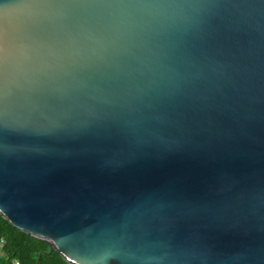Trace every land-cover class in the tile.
<instances>
[{
	"label": "water",
	"instance_id": "obj_1",
	"mask_svg": "<svg viewBox=\"0 0 264 264\" xmlns=\"http://www.w3.org/2000/svg\"><path fill=\"white\" fill-rule=\"evenodd\" d=\"M0 216L69 264H264V0H0Z\"/></svg>",
	"mask_w": 264,
	"mask_h": 264
},
{
	"label": "trees",
	"instance_id": "obj_2",
	"mask_svg": "<svg viewBox=\"0 0 264 264\" xmlns=\"http://www.w3.org/2000/svg\"><path fill=\"white\" fill-rule=\"evenodd\" d=\"M69 264L57 251L0 216V264Z\"/></svg>",
	"mask_w": 264,
	"mask_h": 264
},
{
	"label": "built area",
	"instance_id": "obj_3",
	"mask_svg": "<svg viewBox=\"0 0 264 264\" xmlns=\"http://www.w3.org/2000/svg\"><path fill=\"white\" fill-rule=\"evenodd\" d=\"M16 264H19L18 262H16Z\"/></svg>",
	"mask_w": 264,
	"mask_h": 264
}]
</instances>
